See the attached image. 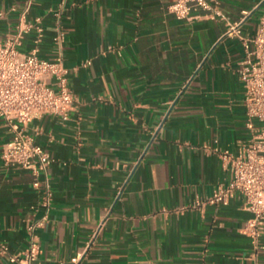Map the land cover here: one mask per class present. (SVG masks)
Wrapping results in <instances>:
<instances>
[{
  "label": "crops",
  "instance_id": "crops-1",
  "mask_svg": "<svg viewBox=\"0 0 264 264\" xmlns=\"http://www.w3.org/2000/svg\"><path fill=\"white\" fill-rule=\"evenodd\" d=\"M217 1L225 19H179L173 0L37 1L44 58L56 53L61 13L75 101L67 120L46 114L25 126L54 158L38 185L30 171L4 167L11 132L0 118V243L10 254L35 235L40 264H73L81 253L78 264H264L241 198L199 204L231 177L221 152L250 138L237 73L245 51L226 31L241 22L253 36L264 18V0ZM23 3L0 0V40ZM31 46L29 35L23 50ZM47 185L48 219L32 233ZM0 264L16 263L0 253Z\"/></svg>",
  "mask_w": 264,
  "mask_h": 264
},
{
  "label": "built area",
  "instance_id": "built-area-1",
  "mask_svg": "<svg viewBox=\"0 0 264 264\" xmlns=\"http://www.w3.org/2000/svg\"><path fill=\"white\" fill-rule=\"evenodd\" d=\"M37 1L24 0L18 10L14 32L0 40V118L11 132L2 148L1 159L5 168L22 167L30 171L36 178V185L47 174L54 158L26 133L25 126L46 114L67 120L75 101L70 72L64 64L63 48L67 34L61 24V13H54L57 23V33L53 38L56 53L53 58H44L40 55V45L45 38L44 20L40 15L31 16ZM12 10L17 11L15 8ZM168 10L182 20H191L200 14L225 19L217 0H173ZM4 15L0 12V17ZM29 35L32 46L23 50ZM226 35L240 38L245 51L237 73L245 88V124L250 138L237 153L227 149L221 152L231 177L229 181L218 184L213 193L199 204L228 206L235 198H241L244 208L253 215L247 222L246 233L256 245L264 248L259 244L264 235V18L253 36L242 33L241 22L229 24ZM52 197L47 185L41 203L45 213L29 227L32 233L46 223ZM101 226L92 234L88 247L95 242ZM0 253L16 264H40L41 245L33 235L20 253L10 254L5 243H0ZM82 256L83 253L78 254L73 264H78Z\"/></svg>",
  "mask_w": 264,
  "mask_h": 264
}]
</instances>
